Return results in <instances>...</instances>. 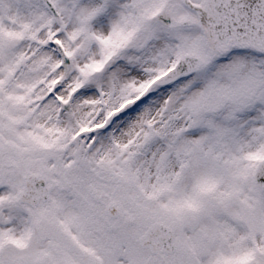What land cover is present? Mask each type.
I'll use <instances>...</instances> for the list:
<instances>
[{"label":"snow or ice","instance_id":"6c2138e0","mask_svg":"<svg viewBox=\"0 0 264 264\" xmlns=\"http://www.w3.org/2000/svg\"><path fill=\"white\" fill-rule=\"evenodd\" d=\"M0 264H264V0H0Z\"/></svg>","mask_w":264,"mask_h":264}]
</instances>
